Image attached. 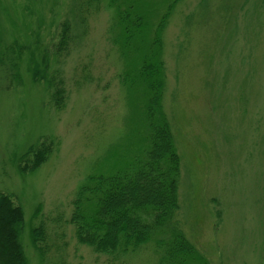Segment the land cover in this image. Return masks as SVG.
Returning <instances> with one entry per match:
<instances>
[{
	"label": "rangeland",
	"instance_id": "374dc122",
	"mask_svg": "<svg viewBox=\"0 0 264 264\" xmlns=\"http://www.w3.org/2000/svg\"><path fill=\"white\" fill-rule=\"evenodd\" d=\"M89 1L0 0V191L22 209L26 264H159L152 243L126 256L94 253L69 223L77 189L108 172L136 130L113 12L107 0ZM171 1L137 0L152 13L147 38ZM172 10L162 107L180 157L176 221L209 264H264V0H178ZM65 20L70 43L59 56ZM43 58L64 82L59 111L33 76ZM42 141L53 144L47 161L20 173L18 159ZM39 225L44 258L29 239Z\"/></svg>",
	"mask_w": 264,
	"mask_h": 264
},
{
	"label": "trees",
	"instance_id": "16d2710c",
	"mask_svg": "<svg viewBox=\"0 0 264 264\" xmlns=\"http://www.w3.org/2000/svg\"><path fill=\"white\" fill-rule=\"evenodd\" d=\"M90 1L88 6L97 8L98 0ZM177 1L172 0L158 16L147 38L151 28L149 10L140 7L137 0H107L106 6L113 12L115 42L129 61L121 84L136 92L134 121L132 117L136 130L121 153L113 156L108 172L87 176L73 200L69 223L75 238L97 254L126 256L152 243L159 264H209L176 221L180 157L162 107V32ZM70 30V23L65 20L56 55L66 54ZM40 66L33 68V76L40 74L49 89L51 105L59 111L66 99L63 79L46 74L44 58ZM52 147L51 141L31 145L18 159L19 172L27 174L39 168L52 153ZM23 225L21 207L10 194L0 191V264H26L21 241ZM29 239L35 253L44 258L47 248L43 226L30 228Z\"/></svg>",
	"mask_w": 264,
	"mask_h": 264
}]
</instances>
